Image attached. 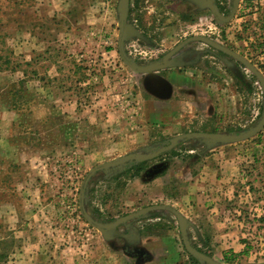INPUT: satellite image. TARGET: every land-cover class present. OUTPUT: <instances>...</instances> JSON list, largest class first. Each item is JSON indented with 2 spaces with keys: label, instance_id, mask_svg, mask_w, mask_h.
Returning <instances> with one entry per match:
<instances>
[{
  "label": "rangeland",
  "instance_id": "obj_1",
  "mask_svg": "<svg viewBox=\"0 0 264 264\" xmlns=\"http://www.w3.org/2000/svg\"><path fill=\"white\" fill-rule=\"evenodd\" d=\"M46 1L0 0L1 99L6 103L8 95L10 105L22 114V121L14 126L16 132H31L33 141L41 139L40 143L56 147L46 161L51 171L48 184L52 186L56 179L52 194L48 192L44 199L46 205L37 202L36 207L28 206L24 196L16 197L10 179L0 177V208L5 210L3 205L14 203L22 213L18 221L0 214V264H84L85 256L95 259V247L102 264H160L167 249L153 241L152 233L176 235V264H264V228L258 220L264 214V126L256 131L264 119V83L247 65L250 62L264 77V0H238L234 16L224 22L219 16L231 14L234 0H213L217 6L214 15L210 11L195 13L198 19L207 18L209 26H177L183 35L209 32L214 43H192L186 49V60L206 65L213 71L211 79L218 80L205 89L217 103L212 117L184 113V124L177 128L149 124L142 117L141 102L164 89L141 70L161 65L154 47L167 33V24L175 21L176 15L171 13L180 10L182 3L53 0L64 7L61 15L54 17L53 12L42 14ZM123 17L130 26L121 53L118 41ZM71 19H77V24ZM173 41L167 45L172 46ZM227 49L241 54L235 52L234 56ZM214 127L224 133L219 138L225 140L228 134L253 132L230 142L235 147L232 158L246 164V175L240 176L244 179L227 187L225 201L215 198V203L221 201L216 209L228 224L224 226L229 232L227 241L244 246L237 252L230 245L207 246L195 238L190 239L191 252L184 244L178 219L171 213L161 212L169 217L161 220L156 210L137 215L147 205L145 200L127 203L128 187L140 177L131 176L134 165L164 154L194 162L197 156L192 155L198 154H189V150L203 147L202 142L183 130L191 134ZM112 157L118 161L108 169L94 165ZM90 163L95 166L92 172ZM176 182L169 190L181 194L184 186L179 179ZM32 208L51 210L49 217L54 216L59 222L56 226L64 230L53 231L46 218L29 216ZM132 213L125 220L126 214ZM207 219L200 217L204 235L218 239L216 228L206 224ZM96 223L113 233L103 231L100 236L102 229ZM46 240L53 242L52 246L45 247ZM247 244L249 253H242ZM28 260L30 263L25 262Z\"/></svg>",
  "mask_w": 264,
  "mask_h": 264
},
{
  "label": "crops",
  "instance_id": "obj_2",
  "mask_svg": "<svg viewBox=\"0 0 264 264\" xmlns=\"http://www.w3.org/2000/svg\"><path fill=\"white\" fill-rule=\"evenodd\" d=\"M130 1L132 2L133 0ZM177 1L182 3V7L177 12L171 13L176 15L175 21L167 24V33L163 37H159V39L163 40H159L156 47H154L159 52V55H161L159 59L162 63L151 70L146 68L143 71L146 75L150 74V78L158 84V88H169L172 90L167 93L161 90L157 95L155 94L152 98L144 99L141 102L142 108L144 109L142 111V117L150 122L149 124L158 123L171 128H177L184 124L181 122V116L184 113H190L192 115L206 114L212 117L211 114L215 113L217 104L216 101L213 102L205 90L218 81L211 79L214 76L213 71L209 72L208 67L204 64H193L186 60V49L188 46L199 41L205 42L207 46H211L214 43L212 37L207 30L206 35L199 31H191V33L183 35L177 31V26L179 27L183 24L195 29L203 24L209 26V20L207 18L205 21L201 18L198 19V15L195 13L198 11H210L214 15L213 0ZM77 6L78 4L75 5V7ZM43 8L42 14H45V12H53L52 16L54 17H56L55 15H61V12L64 10V7L56 4L53 0H47ZM210 19L211 22L214 21V17ZM76 20L71 19L72 24H77ZM171 29L173 31H170ZM170 39L175 40L172 46L167 45V41ZM164 46L167 47L164 48ZM227 51H230L234 56L236 53L241 54L239 51L233 49H227ZM0 73L3 74V72ZM1 98L2 96L0 95V177L10 179L16 197L24 196V200L25 202L27 201L26 204L28 206L36 207L38 203L44 206L46 205L44 199L49 197L46 195L48 192L49 194L53 192V184H55L53 180L56 181V179L52 178V186L48 184L50 182L49 176L51 171L46 161L50 158L49 154H54L56 147L54 145L51 147L50 143H47V146L43 142L40 143L41 139L33 141L31 132H16L14 126L22 121V114L10 105L11 99L8 95H6V103H3ZM148 106H151L149 111L147 109ZM183 132L190 133L191 131H186L185 129ZM194 133L201 136H215L216 133L222 132L214 127L210 129H196ZM200 145L203 147L197 146L198 149L193 148L189 150V154H195V152L198 154L192 155L197 156V160H194V162H189L184 157L174 156L173 158H168L166 154H164L165 157L162 156L159 159L149 160L148 165L137 176H140V179L135 176L136 179L134 180L133 187H128L127 203L145 200L147 204L145 207L158 206L156 209L150 208V211L156 210L160 212L158 216L160 220L164 216V219L166 217L169 218L166 215L161 216L165 211L171 213L178 219L173 211L163 208L164 206L174 207L184 218L186 232L190 239L195 238L199 241V244H205L207 246L226 247L231 244V241L228 242L226 239V236L229 235V232L226 231L228 224L225 217L216 207L221 206L220 202L226 200L224 194L226 193L227 187L229 185L233 186L239 180L244 179L240 176L243 177L246 175V164L232 158V148L235 147H232L231 143H223L209 148L204 146L203 143ZM46 151H48V154ZM114 158L98 161L94 165L98 166L111 162ZM94 165L90 163L89 170L94 168ZM177 179L184 186V191L181 194L175 193L174 191L170 192L169 190L174 183H177ZM140 182L144 185L143 187H140ZM37 183L39 186L36 185ZM216 197H219L221 200L218 204L215 203ZM3 206H7L5 210L4 208H0V214L4 215V217L14 218L15 221H18L19 216H22L21 210L14 203ZM50 213L51 210H48L47 213L46 211L32 208L29 216L44 217L49 221L50 228L53 231L62 232L64 229L59 225L56 226L59 222L54 219V216L49 217ZM202 216H207L206 224H212L216 228L214 232H217L216 237L218 239H214L212 235L209 237L204 235V227L200 222V217ZM10 222H13V220H10ZM141 228L144 229L145 226ZM65 231L70 232L69 229H65ZM100 232V236H102L101 234L104 233L102 230ZM180 233L182 236L181 229ZM100 236L98 235V241H100ZM150 237L153 238L154 242L160 243L162 247L167 249L166 258L164 257L160 264H176L177 256L179 255L176 235L152 233ZM214 240L220 242V244L215 243ZM126 242L129 243V241ZM44 243H48L45 244V247H48L52 246L53 242L46 240ZM230 246L234 247L235 252L241 251L244 247L241 243ZM83 248L85 249L84 251L88 250L86 241L83 243ZM98 249V247H95L96 253L94 252V254L96 256L94 260H92V255H90V258L85 256L81 261L84 264H102V259L97 254ZM48 257L52 256L49 255ZM25 262L30 263L29 260ZM51 262L53 263L54 259H51Z\"/></svg>",
  "mask_w": 264,
  "mask_h": 264
},
{
  "label": "water",
  "instance_id": "obj_3",
  "mask_svg": "<svg viewBox=\"0 0 264 264\" xmlns=\"http://www.w3.org/2000/svg\"><path fill=\"white\" fill-rule=\"evenodd\" d=\"M129 1V0H128ZM214 2V1H213ZM237 4H238V0H234L233 1V7H232V12H231V14L230 15H228V16H226V17H223V16H219V21L220 22H224V21H228V20H230L233 16H234V14H235V11H236V8H237ZM213 9H214V12L215 11H217V6H216V4H214V6H213ZM216 13V12H215ZM127 20H126V18H122L121 19V35H120V38H119V49H120V51H121V53H123V51H122V46H123V40H124V34H126V31L127 30H129L128 29V26H130L129 24H127V22H126ZM237 54H235V56H236ZM239 56V55H238ZM241 57V56H240ZM126 59V58H125ZM127 61V60H126ZM128 62V61H127ZM128 63H130V62H128ZM247 65H249V67L251 68V69H253L258 75H259V77L262 79V81H263V83H264V77H263V75H262V73L254 66V65H252L250 62H247ZM148 69H152L151 67L150 68H148ZM146 69H143V70H141L142 72L143 71H145ZM165 89H167L166 91H165ZM172 89H169V88H164V91H165V93H167V92H170ZM163 91V92H164ZM160 91H157V93H159ZM156 93V94H157ZM263 126H264V119H263V121H262V123H261V125L258 127V129L256 130V131H258V130H260L261 128H263ZM252 133L253 132H250V133H246L244 136H231L230 137V135H235V134H228V139H221V138H219V136H221V135H224L223 133H216V135L215 136H201V135H198V134H196V133H188V135H190V136H196L197 138H198V140H200V143L202 142V143H204V146H206V147H212V146H217V145H220V144H223V143H230V142H232V141H235V140H240V139H243L244 137L246 138L247 136H250V135H252ZM186 135V134H185ZM217 138V142H214V140ZM213 141V142H212ZM168 150L170 149V147L169 148H167ZM167 149H164V150H162V151H159V153H161V152H164V151H166ZM156 154H158V153H156ZM116 161H118L117 159L116 160H113V161H111V162H108V163H104V164H101V165H98L97 167L98 168H105V169H108V168H110L111 167V165H114L115 163H116ZM118 163V162H117ZM92 171H94V169L92 168L91 169V172ZM86 186V185H85ZM83 187V189H82V195H84L85 194V189H86V187ZM85 196V195H84ZM163 207V206H162ZM150 208H154V209H156V208H158V206H154V207H152V206H148V207H145V208H143L142 210H140V211H137L136 212V214L137 215H139V214H141V213H146L147 211H149L150 210ZM164 209H168V210H171V211H173L176 215H177V217H178V221H179V224H180V229H181V232H182V236H183V241H184V244H185V246L187 247V249H189L191 252H194V249H193V247L191 246V244H190V238H189V236H188V234H187V232H186V223H185V221H184V218L182 217V215L180 214V212L177 210V209H175L174 207H171V206H168V207H166V206H164L163 207ZM134 215V213H132V214H129V215H127L126 217H125V220L126 219H130L132 216ZM96 225L99 227V228H101L102 229V231H104V233L106 234V235H110L109 234V232L106 230V229H108V227H102L103 225L101 224V223H96Z\"/></svg>",
  "mask_w": 264,
  "mask_h": 264
},
{
  "label": "trees",
  "instance_id": "obj_4",
  "mask_svg": "<svg viewBox=\"0 0 264 264\" xmlns=\"http://www.w3.org/2000/svg\"><path fill=\"white\" fill-rule=\"evenodd\" d=\"M7 68H10V67H7ZM12 69L13 68H15V67H11ZM2 68L0 67V70H1ZM14 71H16V69H14ZM14 101V99H12V102ZM13 104H14V102H13ZM16 107L14 106V109H15ZM173 154H176L175 153V151L174 152H172ZM148 163H149V161H144V162H142V163H139V164H137V165H134V167H132V169H133V173L131 174V176L132 177H135V176H138L139 174H140V172L148 165ZM258 220L260 221V222H262V226H263V228H264V214H262V215H260L259 217H258ZM249 248H250V245H246V249H244V251H242V253H246V254H248L249 253ZM197 264V263H196Z\"/></svg>",
  "mask_w": 264,
  "mask_h": 264
},
{
  "label": "flooded vegetation",
  "instance_id": "obj_5",
  "mask_svg": "<svg viewBox=\"0 0 264 264\" xmlns=\"http://www.w3.org/2000/svg\"><path fill=\"white\" fill-rule=\"evenodd\" d=\"M160 56H161V55H158V56H157L158 58L156 57V59H159V58H160ZM130 244L132 245V243H131V242H129V243H128V245H130Z\"/></svg>",
  "mask_w": 264,
  "mask_h": 264
}]
</instances>
